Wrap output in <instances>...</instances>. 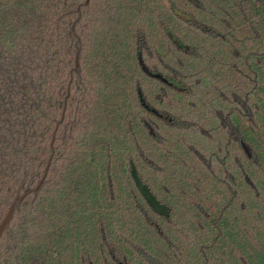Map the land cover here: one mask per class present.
<instances>
[{"label":"trees","instance_id":"obj_1","mask_svg":"<svg viewBox=\"0 0 264 264\" xmlns=\"http://www.w3.org/2000/svg\"><path fill=\"white\" fill-rule=\"evenodd\" d=\"M11 207L0 264H264V0H0Z\"/></svg>","mask_w":264,"mask_h":264},{"label":"water","instance_id":"obj_2","mask_svg":"<svg viewBox=\"0 0 264 264\" xmlns=\"http://www.w3.org/2000/svg\"><path fill=\"white\" fill-rule=\"evenodd\" d=\"M247 153H248V150L246 149ZM49 168V166H48ZM48 168L46 170V174L44 176V178L42 179V181L40 182L39 186L37 187L36 190H39V188L41 187V185L43 184L45 178H46V175H47V171H48ZM132 177L136 183V186L137 188L139 189V191L141 192L142 196L145 198V200L147 201V203L150 205V207H152L156 212L160 213V214H166L168 215L167 213V208L163 205H161L157 199L150 193V191L147 189L146 186L143 185L141 179L139 178L138 174H137V171H136V168L134 167V165H132ZM24 197L21 198V200H23ZM13 213H14V207H11L7 216L5 217V219L2 221V223L0 224V239L7 227V225L10 223V221L12 220L13 218Z\"/></svg>","mask_w":264,"mask_h":264},{"label":"rangeland","instance_id":"obj_3","mask_svg":"<svg viewBox=\"0 0 264 264\" xmlns=\"http://www.w3.org/2000/svg\"><path fill=\"white\" fill-rule=\"evenodd\" d=\"M87 168V167H86ZM143 232L142 231H140L139 229H135V230H132L131 232H130V236L131 237H133V238H135L136 236H139V235H141Z\"/></svg>","mask_w":264,"mask_h":264}]
</instances>
